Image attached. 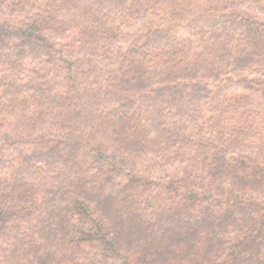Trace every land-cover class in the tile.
Segmentation results:
<instances>
[{"label": "trees", "instance_id": "trees-1", "mask_svg": "<svg viewBox=\"0 0 264 264\" xmlns=\"http://www.w3.org/2000/svg\"><path fill=\"white\" fill-rule=\"evenodd\" d=\"M0 264H264V0H0Z\"/></svg>", "mask_w": 264, "mask_h": 264}]
</instances>
